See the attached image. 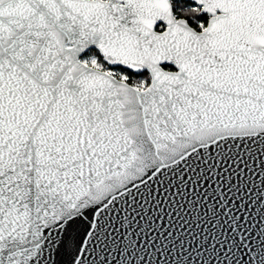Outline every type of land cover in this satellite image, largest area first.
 <instances>
[{
    "label": "snow or ice",
    "instance_id": "obj_1",
    "mask_svg": "<svg viewBox=\"0 0 264 264\" xmlns=\"http://www.w3.org/2000/svg\"><path fill=\"white\" fill-rule=\"evenodd\" d=\"M0 264H264V0H0Z\"/></svg>",
    "mask_w": 264,
    "mask_h": 264
}]
</instances>
